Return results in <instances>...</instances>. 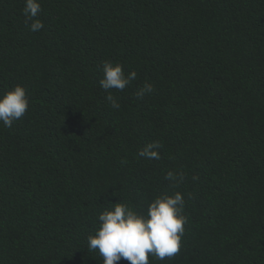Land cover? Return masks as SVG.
<instances>
[{
	"label": "trees",
	"instance_id": "trees-1",
	"mask_svg": "<svg viewBox=\"0 0 264 264\" xmlns=\"http://www.w3.org/2000/svg\"><path fill=\"white\" fill-rule=\"evenodd\" d=\"M40 2L33 33L0 0V93L29 99L0 124V264H103L99 214L176 191L181 248L149 264H264V0ZM108 60L137 73L125 90L99 86Z\"/></svg>",
	"mask_w": 264,
	"mask_h": 264
},
{
	"label": "clouds",
	"instance_id": "clouds-1",
	"mask_svg": "<svg viewBox=\"0 0 264 264\" xmlns=\"http://www.w3.org/2000/svg\"><path fill=\"white\" fill-rule=\"evenodd\" d=\"M23 14L31 21L29 30L33 33L44 28L38 18L42 5L40 0H24ZM102 78L99 86L104 90H125L137 73L127 75L123 65L111 60L102 66ZM153 92V86L146 83L137 93L139 96ZM107 100L113 109L120 104L112 96ZM29 108L26 89L21 85L0 93V124L11 128L13 122L22 118ZM159 142L153 141L139 150V156L146 159H159ZM166 179L174 181V186L183 181L182 173L169 171ZM195 179V177H194ZM111 209H105L98 216L99 226L87 237L89 251L99 253L103 264H116L125 259L130 264H149V256L164 260L177 254L181 248V239L185 231L187 217L183 214L185 199L180 191L172 195L162 194L148 205L146 214H140L123 202L111 203Z\"/></svg>",
	"mask_w": 264,
	"mask_h": 264
}]
</instances>
